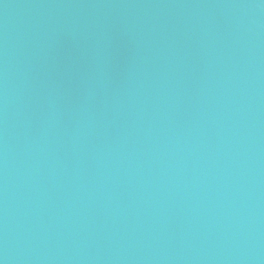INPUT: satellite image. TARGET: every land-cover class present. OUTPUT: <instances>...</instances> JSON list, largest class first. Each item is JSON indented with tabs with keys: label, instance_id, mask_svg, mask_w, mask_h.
<instances>
[{
	"label": "water",
	"instance_id": "1",
	"mask_svg": "<svg viewBox=\"0 0 264 264\" xmlns=\"http://www.w3.org/2000/svg\"><path fill=\"white\" fill-rule=\"evenodd\" d=\"M0 264H264V0H0Z\"/></svg>",
	"mask_w": 264,
	"mask_h": 264
}]
</instances>
